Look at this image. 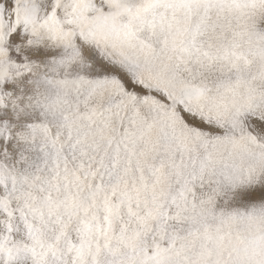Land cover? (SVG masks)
I'll return each mask as SVG.
<instances>
[{"label":"snow or ice","instance_id":"6c2138e0","mask_svg":"<svg viewBox=\"0 0 264 264\" xmlns=\"http://www.w3.org/2000/svg\"><path fill=\"white\" fill-rule=\"evenodd\" d=\"M0 264H264V0H0Z\"/></svg>","mask_w":264,"mask_h":264}]
</instances>
